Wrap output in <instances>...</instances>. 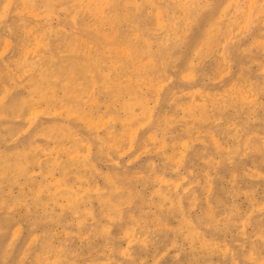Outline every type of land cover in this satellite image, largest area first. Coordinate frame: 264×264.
Here are the masks:
<instances>
[{"label": "bare ground", "instance_id": "bare-ground-1", "mask_svg": "<svg viewBox=\"0 0 264 264\" xmlns=\"http://www.w3.org/2000/svg\"><path fill=\"white\" fill-rule=\"evenodd\" d=\"M256 2L0 0V264H264L263 91L227 69Z\"/></svg>", "mask_w": 264, "mask_h": 264}, {"label": "rangeland", "instance_id": "rangeland-1", "mask_svg": "<svg viewBox=\"0 0 264 264\" xmlns=\"http://www.w3.org/2000/svg\"><path fill=\"white\" fill-rule=\"evenodd\" d=\"M157 2L159 3V0H157ZM254 8L255 9H258L259 11H264V0H257V2L255 3L254 5ZM57 17H54L52 18V23H56L57 22ZM22 19L27 23V24H30L31 26L35 27V25H37L36 22H38V24H41L40 23V20L39 19H36V18H33V19H30V16L29 15H25L23 14L22 15ZM20 32L21 31H17L16 34H14V37H11L12 38V41H11V44L13 46V48H17L15 46H18L17 45V41H16V44H15V40L17 38V36L20 35ZM255 38H257L260 43L259 45L256 47L255 49V52H256V59L254 61L252 60H247V59H244L243 60V65L240 67L238 66V63H234V64H229L227 66V69L228 71H230V73L232 72L233 74H235L236 76H239L240 74L242 75V80L241 82L243 83V81L246 83V84H252V87L249 85V87H251L252 89H257V88H260V90H262V94H261V102H264V25H261V24H257L256 25V30L254 32L249 34L248 36H245V38L243 39V43L248 45L252 42V40ZM19 49V48H18ZM16 49V50H18ZM12 50V49H11ZM11 50H7L4 52V54L2 55L3 57V60L6 61L10 55V52ZM177 51H180L182 53V51H184V48L180 47V48H177ZM190 54L191 53H187L185 56L183 55V57L180 58V61L178 63V65L180 66V70L174 72V70H170V71H167V74H163V76H171L173 77L174 75L175 76H179L181 77L184 72V68L186 67L187 62H189L190 60ZM192 56V54H191ZM194 61L193 64L197 63L196 60H192ZM112 61L111 60H108L106 62V65L101 67L102 71H105L106 73H109L111 76H115V77H118L119 76V69H116V68H113L111 66L112 65ZM126 65L130 66L132 65V61L131 60H127L126 61ZM100 69V68H99ZM100 69V70H101ZM183 69V70H182ZM238 69L242 72L238 73ZM109 70V71H108ZM212 72L211 71H208L207 73H202L200 75H198V78H200L201 82H202V87L198 90V94L199 96L201 97H206L207 96V90L204 89V87L209 84L210 80V76H212L213 74H211ZM21 79H24L25 76L23 77H20ZM159 79V78H158ZM160 80V79H159ZM158 81V80H157ZM185 86H189L188 84H186ZM212 92V91H211ZM105 99V95H99V100H103ZM212 101L211 104L209 103L208 106H207V111L212 114L214 113V111H216V108L219 106L220 102L222 101L221 98L219 97V95H217L215 98L213 97L212 95ZM264 104L262 103H259V109L257 110L258 114H263L264 113V108L263 107ZM120 106V104L118 103H114L111 107V110L113 112H120L118 110V107ZM261 106V107H260ZM215 109V110H214ZM246 112V111H244ZM248 113V112H247ZM223 115H225V117L223 118L222 121H220L216 127L221 129L222 131L224 132H228V131H231L232 130V123L227 119V115L228 113H223ZM249 118H250V124L252 125L251 127L252 128H256L259 126V122L256 121L255 119L253 118H256L255 114H250L249 115ZM41 122V119L37 116H31L30 118V121H28V124H26L23 128V131H22V135L24 136H29V135H32L34 130H35V127L37 126L38 123ZM63 123H67V119H63ZM226 137L225 135L224 136H220L221 140H222V143L223 144H228L230 143L228 139L224 138ZM91 155H94V149L91 150ZM124 156V155H123ZM122 156V157H123ZM65 157L67 159V163L70 162V158L68 155H66L65 153ZM125 158V157H124ZM101 164H100V170L102 171H106L108 170L107 168L109 167V163L106 162V160L104 159H101ZM36 172V171H35ZM83 173V170L81 169H75L73 171V174H71V176L69 178H73L75 176V174L77 173ZM101 181V180H100ZM257 186H260V185H256ZM259 191L260 189L258 188V195H259ZM240 205L242 208H245V203L243 200L242 197H239L238 199Z\"/></svg>", "mask_w": 264, "mask_h": 264}]
</instances>
